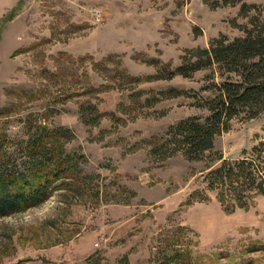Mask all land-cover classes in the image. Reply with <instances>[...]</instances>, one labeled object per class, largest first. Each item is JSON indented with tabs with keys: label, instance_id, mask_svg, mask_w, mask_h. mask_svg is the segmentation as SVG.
Wrapping results in <instances>:
<instances>
[{
	"label": "rangeland",
	"instance_id": "obj_1",
	"mask_svg": "<svg viewBox=\"0 0 264 264\" xmlns=\"http://www.w3.org/2000/svg\"><path fill=\"white\" fill-rule=\"evenodd\" d=\"M261 23L264 0H0V128L12 138L32 120L69 129L66 150L117 196L94 207L57 192L1 218L0 264H166L174 250L188 264H264V196L226 212L215 194L194 195L206 163L158 160L150 143L210 116L229 75L195 69L197 52ZM261 147L264 112H242L208 167Z\"/></svg>",
	"mask_w": 264,
	"mask_h": 264
},
{
	"label": "trees",
	"instance_id": "obj_2",
	"mask_svg": "<svg viewBox=\"0 0 264 264\" xmlns=\"http://www.w3.org/2000/svg\"><path fill=\"white\" fill-rule=\"evenodd\" d=\"M257 26L232 42L223 37L197 52L195 69L217 64L229 75L209 103L210 116L181 121L150 141L151 155L158 160L182 155L190 163H206L201 172L203 191L194 195L205 200L206 192L215 194L226 212L248 208L256 196H264L262 147L234 161L219 155L221 163L208 167L216 138L230 129L234 117L247 111L250 118H255L264 112V24ZM173 91V95L183 94ZM7 114L0 112V117ZM32 121L28 133L20 138H12L0 128V219L37 207L57 192L66 201L94 207L116 199L106 179L85 172L88 159L81 151L66 150L74 139L72 131ZM129 195L134 196L131 192ZM182 251L174 250L166 264H188L184 259L187 250Z\"/></svg>",
	"mask_w": 264,
	"mask_h": 264
}]
</instances>
